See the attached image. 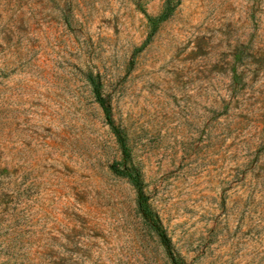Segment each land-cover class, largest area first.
<instances>
[{
  "label": "rangeland",
  "instance_id": "374dc122",
  "mask_svg": "<svg viewBox=\"0 0 264 264\" xmlns=\"http://www.w3.org/2000/svg\"><path fill=\"white\" fill-rule=\"evenodd\" d=\"M173 258L264 264V0H0V264Z\"/></svg>",
  "mask_w": 264,
  "mask_h": 264
},
{
  "label": "trees",
  "instance_id": "16d2710c",
  "mask_svg": "<svg viewBox=\"0 0 264 264\" xmlns=\"http://www.w3.org/2000/svg\"><path fill=\"white\" fill-rule=\"evenodd\" d=\"M171 11L170 8L163 12L159 17L157 18H150L151 21L153 22V24L156 22V21H162V20H165L166 18L169 17V15L171 14ZM94 90H95V94H96V97L100 103V105L102 106L105 114H106V118L109 122V124L111 125V128L113 129L114 133L116 134L117 138H118V141L119 143L121 144L125 154H126V144H125V140L122 136V133L121 131L115 126L114 124V121L112 119V114H111V108L110 106L105 102L102 94H101V91L98 87L97 84H94ZM112 169L113 171L119 175V176H124V177H127L129 178V180L131 181V183L136 186L137 190H138V196H139V207H140V210L141 212L143 213L144 217L149 220V222L151 223V226L152 228L157 232L158 236L160 237L161 239V242L162 244L165 246V248L167 249L169 255L172 257V253H171V250H170V242L168 240V237L167 235L165 234V232L161 229L160 225L155 221L154 217H153V214H152V211L148 208V205L146 203V197L140 187V179H139V176L138 174H136L135 172H133L131 169L125 167L123 169H121L119 167L118 164H113L112 166ZM173 262L175 264H179L175 258H173Z\"/></svg>",
  "mask_w": 264,
  "mask_h": 264
}]
</instances>
